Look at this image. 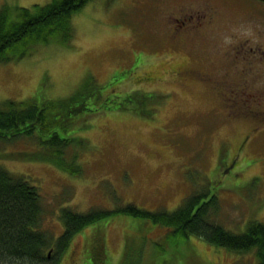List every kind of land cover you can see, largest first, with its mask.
Masks as SVG:
<instances>
[{
    "label": "rangeland",
    "instance_id": "obj_1",
    "mask_svg": "<svg viewBox=\"0 0 264 264\" xmlns=\"http://www.w3.org/2000/svg\"><path fill=\"white\" fill-rule=\"evenodd\" d=\"M49 2L0 0V8H32ZM248 5L264 14V6ZM188 6L157 4V0H90L72 14L69 42L57 34L47 43L19 46L9 61L0 64V103L64 101L82 92L88 96L84 99L88 110L95 114L87 119L86 112L77 114L74 120L83 117L80 126L68 128L67 136L82 139L66 149L67 157L75 155L78 173L74 175L42 160L41 155H30L29 161L9 157L15 151L34 150L27 139L0 144V166L39 187L44 210L41 228L53 239L49 255L56 264L256 263L253 253L236 254L195 236H174L167 229L120 213L85 227L66 249L54 253V241L63 230L57 215L64 207L83 213L134 204L171 212L193 193L206 191L202 202L216 198L214 219L225 229L242 233L249 222H264V130L258 136L263 140L256 137L240 151L236 144L246 135L240 123L224 122L214 131L206 120L203 125L209 132L203 136L200 117L214 98L176 81L169 69L158 65L156 42L164 44L159 56L173 51L184 54L188 48L187 39L179 42V49L170 45L163 27L169 12L177 15L178 8L187 10ZM218 17L213 41L203 48H210L213 58L223 60L221 64L230 34L249 38L264 49V17L250 15L235 4L220 6ZM214 43L218 45L212 51ZM150 71L145 77L149 80L138 77ZM263 86L264 76L260 90ZM240 90L241 97L257 92L250 86ZM145 92L151 93L149 99ZM228 135L234 147L221 154L217 142ZM231 157L235 162L229 167L226 160ZM102 232L106 254L100 252Z\"/></svg>",
    "mask_w": 264,
    "mask_h": 264
},
{
    "label": "trees",
    "instance_id": "obj_2",
    "mask_svg": "<svg viewBox=\"0 0 264 264\" xmlns=\"http://www.w3.org/2000/svg\"><path fill=\"white\" fill-rule=\"evenodd\" d=\"M89 1L51 0L43 6L34 4L32 8L16 7L13 9L16 11L14 15L10 7L3 5L0 8V64L9 61L10 54L13 55L19 46L47 43L57 34L64 42H69L72 37V14ZM22 55L23 53L19 56ZM145 95L147 99L151 93L145 92ZM87 97L79 92L64 101H42L40 104L31 100L1 102L0 144L8 145L27 139L35 149L15 151L9 157L29 161L27 158L30 155H36L34 158L41 155L39 158L57 168L69 174H77L75 155L67 157L66 149L74 142L81 143L82 139L67 136V132L69 127L71 129L80 126L83 117L74 120L77 114L86 112L89 115L86 119L95 115L84 102ZM103 107L109 109L105 104ZM40 151L47 154H40ZM231 159L226 160L229 167ZM206 196V191L193 193L171 212L149 211L134 204L120 207L121 210L116 208L83 213L64 207L57 215L63 230L54 241V253L66 249L69 240L85 227L106 216L120 213L167 229L174 236H195L236 254L253 253L255 264H264V222L251 221L244 232H231L214 219L217 212L216 198L212 196L208 201L202 202ZM43 213L39 187L30 183L28 177L12 174L0 166V264H56L54 256H48L53 239L41 228ZM106 248L102 232L100 252L106 254Z\"/></svg>",
    "mask_w": 264,
    "mask_h": 264
},
{
    "label": "flooded vegetation",
    "instance_id": "obj_3",
    "mask_svg": "<svg viewBox=\"0 0 264 264\" xmlns=\"http://www.w3.org/2000/svg\"><path fill=\"white\" fill-rule=\"evenodd\" d=\"M249 1L157 0V4L169 2L173 4H189L187 10L178 8L176 11L177 15L169 12V21L165 20L163 24L165 31H168V42L170 45L179 49L181 47L179 42L187 39L188 48L184 50V54H180V51L175 53L173 51V53L169 52L159 56L161 47L164 44L161 41L156 42V52L159 57L158 60L160 59L158 65L169 69L176 81H180L188 88H199L202 91H206L214 98V103H207L200 117L199 127L201 126L200 131L203 136H207L209 132V130L204 129L203 124L206 120H210L211 129L214 128V131L215 129H221L224 122L240 123L242 125L240 127H243L246 135L236 144L237 149H242L249 145V141L251 142L254 138L260 136L261 131L264 130V86L260 90L264 76V49L257 45L254 46L249 38H239L230 34L228 38L231 43L224 48L225 52L222 54L225 55V57L223 56L224 63L221 64L223 60L219 56L213 58V55L210 54V48L208 49L207 46L203 47L204 44L213 41L212 31L218 30L219 7L223 6V4H235L237 7L245 9L246 13L250 15L264 17L263 13L255 12L248 7V4L264 6V2L260 0ZM195 4H203V6L196 9ZM246 24L249 25L250 23ZM261 25L264 27V21L261 22ZM162 29L161 26V31ZM195 45L201 46L197 49ZM217 45L218 43L213 44L212 51L216 49ZM217 50L219 52L220 48ZM226 58L228 63L225 62ZM239 66L242 68L241 72L238 70ZM253 67L255 70L252 69ZM151 71L145 72L138 77L149 80L145 77L147 75L150 76L152 74ZM240 74L244 76L239 77ZM240 79L242 80L237 83ZM249 86L257 91L256 95H251L253 93L247 92L245 93L247 97H241L243 90L240 89ZM256 86L259 88H256ZM202 119L204 120L203 123H201ZM253 131L258 132L253 135ZM232 132L236 133V130ZM258 138L263 140V137ZM234 144L235 142L232 141L229 135L222 137L217 142V150L221 154L227 153L226 151L234 147ZM232 163L233 159H231L230 164Z\"/></svg>",
    "mask_w": 264,
    "mask_h": 264
},
{
    "label": "water",
    "instance_id": "obj_4",
    "mask_svg": "<svg viewBox=\"0 0 264 264\" xmlns=\"http://www.w3.org/2000/svg\"><path fill=\"white\" fill-rule=\"evenodd\" d=\"M260 1H263L264 2V0H260ZM48 256H49V253H48Z\"/></svg>",
    "mask_w": 264,
    "mask_h": 264
}]
</instances>
